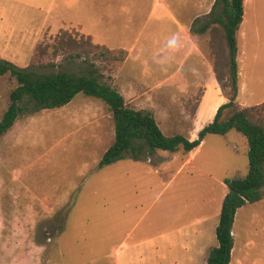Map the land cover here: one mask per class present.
Segmentation results:
<instances>
[{
    "label": "rangeland",
    "instance_id": "1",
    "mask_svg": "<svg viewBox=\"0 0 264 264\" xmlns=\"http://www.w3.org/2000/svg\"><path fill=\"white\" fill-rule=\"evenodd\" d=\"M214 1L121 0L119 8L117 0H0V58L34 76L94 69L127 106L151 113L165 135L194 140L210 122L208 111L227 99L192 43L174 55L168 48L188 24L190 37L203 38L199 51L225 74L221 28L190 33L204 24ZM216 1L211 17L222 9ZM257 14L264 39V7ZM236 37L235 102L259 105L264 49L244 55ZM98 48L132 51L119 63L98 58ZM15 87L9 73L0 76V119ZM113 140L111 112L82 93L58 108L24 111L0 136V264H129L140 256L177 257L186 240L216 246L211 228L227 191L223 180L246 175V138L236 131L207 135L194 168H180L179 159H164L173 152L162 150L138 159L123 153L99 168ZM231 231L230 264H264V199L239 208ZM162 235L170 249L153 250L149 241Z\"/></svg>",
    "mask_w": 264,
    "mask_h": 264
},
{
    "label": "trees",
    "instance_id": "2",
    "mask_svg": "<svg viewBox=\"0 0 264 264\" xmlns=\"http://www.w3.org/2000/svg\"><path fill=\"white\" fill-rule=\"evenodd\" d=\"M214 1L207 19L201 27L190 28L193 35H203L211 25L221 28L226 45L225 74L219 75L212 64L215 80L221 95L227 101L218 106L211 122L197 133L194 140L181 134L165 135L151 113L136 110L125 104L118 90L102 82L94 69L88 74L75 75L59 71L44 76H34L26 69L0 58V76L9 73L16 80V87L10 92V104L0 119V136L3 135L22 115L24 111L61 107L82 93L101 99L112 114L114 126L113 143L103 152L98 167L112 164L123 157V153L138 159L149 156L154 150L175 152L181 150L187 154L198 147L209 135H225L236 131L246 138L248 151V169L243 177L225 178L223 184L227 191L223 197L218 224L215 229L217 246L209 252L206 264H229L233 238L231 228L236 211L245 204L264 199V102L241 108L235 102L238 91V68L236 62V34L242 21L243 0H222L221 12L214 17ZM196 20V19H195ZM213 38V44L217 40ZM86 42L85 40H83ZM75 55L80 56L79 53ZM96 55L113 62H123L127 57L124 49L98 48ZM214 65V66H213Z\"/></svg>",
    "mask_w": 264,
    "mask_h": 264
},
{
    "label": "crops",
    "instance_id": "3",
    "mask_svg": "<svg viewBox=\"0 0 264 264\" xmlns=\"http://www.w3.org/2000/svg\"><path fill=\"white\" fill-rule=\"evenodd\" d=\"M120 1L121 0H117L119 8H120ZM114 2H116V0H114ZM261 7H264V0H243L242 21H241V24L239 26L237 33H238V38H240V40L242 42V52H244V55H245V51L247 49L256 50V49H260L261 47H262V49H264V39H263L261 33L259 32L260 29H259L258 19H257V16H258L257 9L261 8ZM188 27H189L188 24H185L184 27L182 26V30H183L182 31V38L180 40L176 41V45H173V43L170 42L171 45L169 44V48H168L169 52L168 53L174 55V54H176V52L181 51V48H184L186 46L187 42H190L194 46V49L197 52H199L200 61L205 63L207 66V70L213 74L212 65L207 61L204 54H202L199 51L200 50L199 47L201 48V43H203V38L196 39L195 37L194 38L190 37V35L188 33ZM252 35H253V38H251ZM236 36H237V34H236ZM236 39H237V37H236ZM261 40H262V42H261ZM197 41H198V43H197ZM170 46L172 49H170ZM1 48H2V46H1ZM131 51L132 50L130 49V52ZM130 52H127V54ZM127 57H128V55H127ZM213 76H214V74H213ZM214 78H215V76H214ZM221 100H222V98H219V102H216V105L213 108V110L208 111L209 112L207 114L208 121L211 122V120L213 119V116L216 112V109L220 105ZM200 103H202V98H201V101L199 102V105L197 107L194 122H196V120L198 119V116H200ZM190 140H192V139H190ZM202 142H201V144H202ZM200 145L198 147H196L195 149H193L192 151H190L189 153H187L186 155L181 154L178 150V151L173 152L172 156L165 157L164 159H167V160L179 159L181 162L180 168H182L183 166L184 167L189 166V167L194 168L193 164L195 162L196 154L198 152V148L200 147ZM223 195H225V194H223ZM217 224H214L211 228L214 232H215ZM231 234H232V231H231ZM215 236H216V234H215ZM149 243H150V247L155 251L162 249V252H163L165 248L170 249V247H171V242H170L169 238L167 236H164V235H162V240L160 239L158 242H155L154 240H150ZM217 244L218 243H217V239H216V246H217ZM216 246H214L213 248H215ZM178 247H179L178 248L179 249V255L177 257H175V255L166 256L164 254L163 255H157V256H145V257L140 256V257H135L134 259H131L130 261H127V262L128 263L130 262L129 264H206L209 252L211 251V249H213L211 246H208L206 243L197 244V242H195V241L190 242L189 240L179 242ZM232 249H233V247H232ZM232 249H231V252H232ZM231 258L232 257L230 254V262H231ZM230 262H229V264H230Z\"/></svg>",
    "mask_w": 264,
    "mask_h": 264
}]
</instances>
